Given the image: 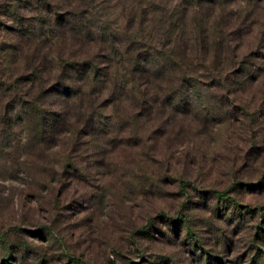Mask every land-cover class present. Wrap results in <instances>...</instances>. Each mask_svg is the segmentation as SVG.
Masks as SVG:
<instances>
[{"label":"rangeland","instance_id":"obj_1","mask_svg":"<svg viewBox=\"0 0 264 264\" xmlns=\"http://www.w3.org/2000/svg\"><path fill=\"white\" fill-rule=\"evenodd\" d=\"M15 1L0 0L3 77L27 70L33 48L3 14ZM48 1L109 37L51 18L48 55L102 66L114 39L164 53L196 87L186 107L135 117L122 96L91 134L75 116L56 139L30 109L0 118V263L11 252L14 264H264V0ZM24 5L39 26L36 1ZM22 96L0 91V107L38 94Z\"/></svg>","mask_w":264,"mask_h":264},{"label":"trees","instance_id":"obj_2","mask_svg":"<svg viewBox=\"0 0 264 264\" xmlns=\"http://www.w3.org/2000/svg\"><path fill=\"white\" fill-rule=\"evenodd\" d=\"M23 1L22 4L21 0H16L5 6L2 11L16 21L17 34L21 38H27L30 46L33 45L31 55L25 57L29 63L28 68L9 77H3L0 70V91L3 95H8L16 90V97H23L22 94L33 97L35 92L38 96L32 101L16 98L2 102L1 121L6 122L15 115L16 118L23 119L24 116H20L21 113L25 114L23 109H30L33 116L40 120L43 127L47 126L53 139H56L73 116L75 118L71 123L82 121L84 133H94L101 117L98 112L105 107H119L122 96L124 99L131 98L133 107L140 110L133 112L134 117L149 115L152 112L157 114L161 108L167 106L176 109L180 105L186 107V104H191V100L187 98H192L190 93L196 87L194 82L186 75L172 77L181 66L172 63L171 59L168 60L164 53H133L127 47L123 50L121 44H117L114 39L108 43L109 52L106 53L105 64L102 66L89 56L73 58L43 52L44 42L50 33L49 29L54 26L53 23L83 37L93 35L100 41H108L109 37L101 29L92 28L87 19L84 20V16L72 14L64 18L59 11L57 13L52 9L48 0H35L39 6L33 8L38 9L39 17V26H35L33 18L26 16L21 10V7L25 6L24 3L28 2ZM42 9L44 13H48L45 18L42 17L45 15L42 14ZM45 24L51 28L45 29ZM9 47L15 48L17 52L22 51L19 44L4 49ZM115 54L120 57L113 60L111 55ZM98 99L101 100L98 102ZM207 192L220 199H231L225 189L213 188ZM12 259L13 254L8 252L0 264H14ZM76 261L78 264H87L79 258H76Z\"/></svg>","mask_w":264,"mask_h":264}]
</instances>
